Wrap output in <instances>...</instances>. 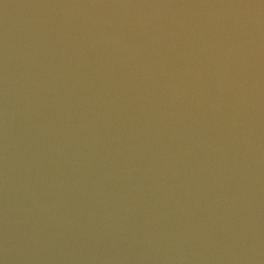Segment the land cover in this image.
<instances>
[{
	"label": "water",
	"instance_id": "obj_1",
	"mask_svg": "<svg viewBox=\"0 0 264 264\" xmlns=\"http://www.w3.org/2000/svg\"><path fill=\"white\" fill-rule=\"evenodd\" d=\"M0 264H264V0H0Z\"/></svg>",
	"mask_w": 264,
	"mask_h": 264
}]
</instances>
